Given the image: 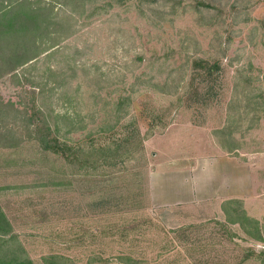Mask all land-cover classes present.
I'll return each instance as SVG.
<instances>
[{
	"label": "rangeland",
	"instance_id": "obj_1",
	"mask_svg": "<svg viewBox=\"0 0 264 264\" xmlns=\"http://www.w3.org/2000/svg\"><path fill=\"white\" fill-rule=\"evenodd\" d=\"M29 1L53 17L48 50L0 80V101L42 109L71 145L125 142L135 156L82 168L0 136V203L26 254L36 264L52 254L69 264H264V211L257 230L243 202L167 207L150 187L173 139L182 151L203 133L251 157L264 202V0ZM199 59L221 62L216 78L194 77ZM138 128L151 133L142 153Z\"/></svg>",
	"mask_w": 264,
	"mask_h": 264
},
{
	"label": "trees",
	"instance_id": "obj_2",
	"mask_svg": "<svg viewBox=\"0 0 264 264\" xmlns=\"http://www.w3.org/2000/svg\"><path fill=\"white\" fill-rule=\"evenodd\" d=\"M210 6V5H207ZM44 7H36L29 0H15L11 5L0 9V80L14 76L18 69L27 63L38 59L48 49L43 46L42 37L51 36L52 30L50 25L53 17H43L45 14ZM45 34V35H44ZM198 67H194V77L202 76L204 79H214L216 74L221 70V62L215 60L213 63L199 59ZM201 70V71H200ZM210 85L209 88H213ZM0 116L4 119L1 124L0 136L12 142L15 146L19 141L35 140L40 148L47 153L62 155L69 163L78 162L82 168L91 165V161H97L101 164L123 163L126 159L133 158L135 153L130 154L126 149V143L119 145L109 144L98 145L92 149L85 148L81 145H71L68 139H62L56 134V130L47 121L46 113L41 109L29 113L27 110H21L14 106L13 102L0 101ZM38 124L35 122L36 119ZM169 122H164L162 128L167 127ZM156 125V124H155ZM28 133V136L18 137L20 127ZM138 147L135 150H144L143 142L151 133L141 135L138 128ZM23 133V130H22ZM117 143V142H115ZM113 146V147H112ZM102 155H98V151ZM140 149V150H139ZM110 151L112 155L105 152ZM120 151L122 153H120ZM112 156L113 163L109 161ZM93 166H100L93 164ZM237 202L242 205V200H229L227 204ZM248 223L256 225L257 230L260 228V221L247 214L245 208L241 209ZM243 224V223H242ZM263 240L262 236L257 237ZM69 259L63 255L52 254L43 257L44 264H69ZM0 264H36L35 261L26 254V250L19 239V234L15 232L11 220L5 213L0 203Z\"/></svg>",
	"mask_w": 264,
	"mask_h": 264
},
{
	"label": "crops",
	"instance_id": "obj_3",
	"mask_svg": "<svg viewBox=\"0 0 264 264\" xmlns=\"http://www.w3.org/2000/svg\"><path fill=\"white\" fill-rule=\"evenodd\" d=\"M175 139L170 147L173 150L171 155L165 154L169 146L163 149L168 163L160 169L165 170H159L158 177L151 179V194L155 203L167 207L199 205L208 212L215 206L221 207L219 210L223 212L222 205L237 199L243 201L247 214L256 217L262 224L260 215L264 211V202L257 197L256 172L253 171L258 172V168H254L246 152L219 150L204 138L203 133L199 142L190 143L187 150L177 148L176 151L174 148L181 139ZM253 204L255 207L249 210Z\"/></svg>",
	"mask_w": 264,
	"mask_h": 264
}]
</instances>
